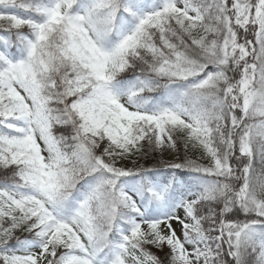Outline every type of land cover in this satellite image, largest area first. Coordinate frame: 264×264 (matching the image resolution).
Wrapping results in <instances>:
<instances>
[{
  "label": "snow or ice",
  "instance_id": "snow-or-ice-1",
  "mask_svg": "<svg viewBox=\"0 0 264 264\" xmlns=\"http://www.w3.org/2000/svg\"><path fill=\"white\" fill-rule=\"evenodd\" d=\"M0 264H264V0H0Z\"/></svg>",
  "mask_w": 264,
  "mask_h": 264
}]
</instances>
